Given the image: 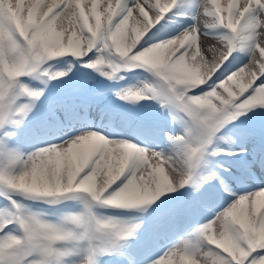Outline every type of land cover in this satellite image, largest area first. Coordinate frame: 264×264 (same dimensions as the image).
Listing matches in <instances>:
<instances>
[{
  "label": "snow or ice",
  "instance_id": "obj_1",
  "mask_svg": "<svg viewBox=\"0 0 264 264\" xmlns=\"http://www.w3.org/2000/svg\"><path fill=\"white\" fill-rule=\"evenodd\" d=\"M176 4L0 0V264H264V128L226 127L250 111L264 118L254 111L264 110V0H191L190 26L148 38ZM137 69L152 80L114 95L155 101L168 127L140 130L166 144L86 125L72 134L105 95L93 73ZM237 176L252 190L232 191Z\"/></svg>",
  "mask_w": 264,
  "mask_h": 264
},
{
  "label": "rangeland",
  "instance_id": "obj_2",
  "mask_svg": "<svg viewBox=\"0 0 264 264\" xmlns=\"http://www.w3.org/2000/svg\"><path fill=\"white\" fill-rule=\"evenodd\" d=\"M86 71H88V70H86ZM134 73L136 74L135 76L129 77L131 74H134ZM93 75H94V79L90 83L91 87L99 89L100 85H107L111 88H109L107 91H105V95L100 100V104L93 108V111L90 112V115H87V117H86L87 119L95 118L96 115L101 114L103 116H106L108 119H110L114 122H117L121 125L123 123H125L126 126H128L130 124L136 130H140L141 125L151 126L153 128H156V129H159L162 127L163 128L168 127V120L166 118V114L165 115L161 114V109L159 108L158 104L155 101L148 100L149 104L144 103L143 100L138 102V103H128L125 101L118 100L116 98V96L114 95V92L120 90L121 88L139 86L141 81L152 80V77L147 72H141L138 69L137 70H130V71L121 70L118 73V75L124 76L125 77L124 80H127V78L131 79L129 81L130 83L127 82V83H124L122 85H116V84H119L120 82H122L124 80L108 81V80H105L102 77L96 75L95 73H93ZM22 79L24 80V82H28L29 78L24 77ZM57 79H63V77H58ZM53 81H55V80H53ZM54 83H56V81ZM57 86H58V88L60 87L62 89L67 87V90L69 88V86L66 84L65 85H57ZM113 86H115V87H113ZM107 99H115V101L118 104L123 105V106H121V105L118 106V108L120 109V112L118 113V115L114 114V110L118 111V108H115V107L114 108H111V107L106 108V107H104L103 104H101L102 100H107ZM150 109H151V111H150ZM258 111H264V110L259 109ZM88 116H90V117H88ZM238 119L241 122L240 121H234L231 125H227L226 127L230 131H238V130L243 129V128H255L259 131L262 128H264V118H262V117H254L252 115H248V113H247V117L242 116V117H239ZM127 130H128V128H127ZM172 131L175 134V133L179 132L180 129H179V127L173 125ZM259 139H260V137L258 136L256 139H254L252 141V144L255 145L256 142L259 141ZM226 159L232 160L230 158H226ZM65 195L67 196V195H71V194H65ZM69 203H77V202L69 201ZM50 207H59V205H56V206L41 205V206H36L34 210L41 211L43 209H48ZM100 211L106 215H119L122 219H133L139 215V212L136 210L126 211V212H118V213L112 212L111 210H100ZM189 223L194 224L191 221ZM170 242H167L165 247H167V245ZM147 246H150V243L146 244L145 246H143L141 248L140 255H142V253L145 251V248ZM101 264H118V262L115 261L114 259H107L106 258L105 260H103L101 262Z\"/></svg>",
  "mask_w": 264,
  "mask_h": 264
},
{
  "label": "bare ground",
  "instance_id": "obj_3",
  "mask_svg": "<svg viewBox=\"0 0 264 264\" xmlns=\"http://www.w3.org/2000/svg\"><path fill=\"white\" fill-rule=\"evenodd\" d=\"M239 3H243V0H239ZM190 4H191V0H177V4L173 9V12L168 14L169 18H166L165 20L161 21V23L153 29V33L150 34L148 38H152L154 36L157 39L159 38L166 39L169 36L175 35L178 31H181L184 28L190 26L192 24L190 15L193 12V9L190 7ZM221 6L226 8L227 0H221ZM185 12H187L189 15L186 16L182 14ZM82 125H86L91 130L103 132V134L106 137L112 135H118L119 137H122L124 139H129L133 143H135L138 147H155L157 141L160 142L161 146H164L166 144V141H164L163 137L161 136L144 133L140 130H136L132 126H126L125 123L121 125L117 122L108 119L106 116H103L101 114L96 115L95 118L85 119L84 121H81L78 124L74 125L72 128V134H75V132L78 131ZM64 131L67 132L68 129H64ZM53 142H58V141L53 139ZM22 150L30 151L31 149L25 147ZM220 162L223 164L224 167L229 168L230 171L232 170L230 166L234 165L235 163L234 161L229 159H223ZM229 186L231 190L235 192H241L244 189L251 191L252 188L254 187V183L253 182L242 183L237 176L236 178H233L231 180ZM218 202L219 199H217V203ZM25 203L30 204L31 202H25ZM37 206H41V205H37ZM212 214H214L213 210L210 209L207 215L210 218ZM175 238L176 237L174 234H170L168 238L160 240L158 244L150 243V246H147L145 248V251L142 253L141 259H147L154 257L155 255H158L159 252L162 250V248L166 246L167 242H170Z\"/></svg>",
  "mask_w": 264,
  "mask_h": 264
},
{
  "label": "trees",
  "instance_id": "obj_4",
  "mask_svg": "<svg viewBox=\"0 0 264 264\" xmlns=\"http://www.w3.org/2000/svg\"><path fill=\"white\" fill-rule=\"evenodd\" d=\"M50 84H51L54 91L58 90V86H57L58 84L57 83L50 82ZM258 110H259V108L255 109L254 111H258Z\"/></svg>",
  "mask_w": 264,
  "mask_h": 264
}]
</instances>
